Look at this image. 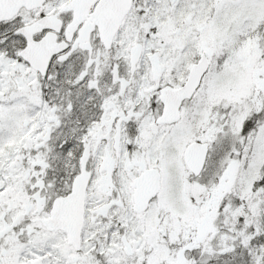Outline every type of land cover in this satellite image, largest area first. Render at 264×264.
<instances>
[{
  "label": "snow or ice",
  "instance_id": "obj_1",
  "mask_svg": "<svg viewBox=\"0 0 264 264\" xmlns=\"http://www.w3.org/2000/svg\"><path fill=\"white\" fill-rule=\"evenodd\" d=\"M0 264H264V0H0Z\"/></svg>",
  "mask_w": 264,
  "mask_h": 264
}]
</instances>
